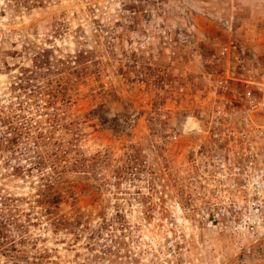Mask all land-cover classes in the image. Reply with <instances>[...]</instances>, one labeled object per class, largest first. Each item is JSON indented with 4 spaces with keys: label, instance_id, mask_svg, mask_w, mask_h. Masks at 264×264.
<instances>
[{
    "label": "rangeland",
    "instance_id": "1",
    "mask_svg": "<svg viewBox=\"0 0 264 264\" xmlns=\"http://www.w3.org/2000/svg\"><path fill=\"white\" fill-rule=\"evenodd\" d=\"M232 35L264 0H0V264L224 260L180 173Z\"/></svg>",
    "mask_w": 264,
    "mask_h": 264
},
{
    "label": "built area",
    "instance_id": "2",
    "mask_svg": "<svg viewBox=\"0 0 264 264\" xmlns=\"http://www.w3.org/2000/svg\"><path fill=\"white\" fill-rule=\"evenodd\" d=\"M225 24L237 31L233 18ZM248 44L232 35L210 54L216 76L193 115L195 147L180 173L182 213L231 243L218 264H264V50Z\"/></svg>",
    "mask_w": 264,
    "mask_h": 264
},
{
    "label": "trees",
    "instance_id": "3",
    "mask_svg": "<svg viewBox=\"0 0 264 264\" xmlns=\"http://www.w3.org/2000/svg\"><path fill=\"white\" fill-rule=\"evenodd\" d=\"M81 60H82V57H80V59H78L77 62H80ZM94 113H95V115L99 114V110H95ZM99 116L103 119L104 122L107 121V119H106V117H104V115L99 114ZM122 127H125V125H122Z\"/></svg>",
    "mask_w": 264,
    "mask_h": 264
},
{
    "label": "crops",
    "instance_id": "4",
    "mask_svg": "<svg viewBox=\"0 0 264 264\" xmlns=\"http://www.w3.org/2000/svg\"><path fill=\"white\" fill-rule=\"evenodd\" d=\"M258 50V47H255ZM260 50V49H259ZM263 50V49H262Z\"/></svg>",
    "mask_w": 264,
    "mask_h": 264
},
{
    "label": "bare ground",
    "instance_id": "5",
    "mask_svg": "<svg viewBox=\"0 0 264 264\" xmlns=\"http://www.w3.org/2000/svg\"><path fill=\"white\" fill-rule=\"evenodd\" d=\"M149 234V233H148ZM150 235V234H149Z\"/></svg>",
    "mask_w": 264,
    "mask_h": 264
}]
</instances>
